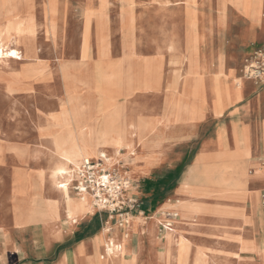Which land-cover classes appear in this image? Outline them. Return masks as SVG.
I'll return each mask as SVG.
<instances>
[{"label":"crops","instance_id":"obj_1","mask_svg":"<svg viewBox=\"0 0 264 264\" xmlns=\"http://www.w3.org/2000/svg\"><path fill=\"white\" fill-rule=\"evenodd\" d=\"M118 3L116 30L111 0L103 11L100 0L82 6L75 62L82 66L84 11L92 9V60L99 57L102 18L111 61L135 55L138 64L107 71L121 79L102 82L89 100L90 87L68 89L61 77L62 66L71 71L74 61L61 47L66 20L55 17L51 32L37 14L41 0H4L2 39L23 60L0 61V264H51L56 251L54 264L99 263L103 215L72 189L68 203L56 185L75 180V163L88 151L90 111L97 138L120 142L100 149L126 169L129 195L139 201L127 261L136 255L138 264L143 255L141 221L158 227L162 213L176 212L172 264L181 240L187 264H264V81L243 75L245 61L264 46V0L248 8L236 0H150L143 18L137 3ZM41 36L50 44L43 56ZM61 167L72 177L61 178ZM120 232L111 237L120 242ZM158 244L151 245V261L166 263Z\"/></svg>","mask_w":264,"mask_h":264},{"label":"rangeland","instance_id":"obj_2","mask_svg":"<svg viewBox=\"0 0 264 264\" xmlns=\"http://www.w3.org/2000/svg\"><path fill=\"white\" fill-rule=\"evenodd\" d=\"M92 1L96 2L97 0H92ZM111 1H112L113 6H114L113 21H114L115 30H116V24H117V19H118V4L119 3H118V0H111ZM149 1L150 0H133L132 1V3L135 2L140 7L139 15L142 18L144 17V10L143 9L148 4ZM65 2L67 3V9H65V7H66ZM86 2H87V0H57V3H59V6H57V7H59L57 15H56V18L58 19L57 21H59V18H61L62 21L66 20L65 26L64 25L61 26L62 32H65V34L62 33L61 47H62L63 51L65 50V48L67 49V51H68L67 57L71 58L74 61L80 60L81 31H82V20L80 17V9L82 8V6ZM41 3H42L41 10H39L37 14H40L39 18L41 20H44L45 19V14H44L45 0H41ZM0 5H4V4L2 2H0ZM101 10L103 11L102 5H101ZM92 13H95V11L92 9H87L84 11V17H85L86 23L88 22L87 16L89 14H92ZM86 25L89 27H86L85 36L89 37L90 24L87 23ZM98 25H99V28L97 30H98V35H99V46L101 49V45H104V39H103L102 34L104 31V27H105V24H104L102 18L99 20ZM64 27L66 28V30ZM48 44L49 43L45 41L44 37L41 36L40 48H41V55L42 56L44 55L45 49L46 50L50 49V44L49 45ZM127 44L128 43H126V45ZM261 47H263V46H261ZM105 59H107V57ZM0 61L3 62L1 58H0ZM136 64H138V62L136 60H134V58H132L128 55H125L121 59L120 63H118V65H117L119 68H117V66H116V68L122 69L123 66H133ZM107 70H108V68L106 67V65L102 64L100 67L101 72L98 74V76H99V78L97 79L98 81L96 80V84H95L96 87H100L102 82L106 86V84H107L106 77L108 76ZM59 81H60V79L57 78V82H59ZM105 154L107 155L108 158H110V155L107 152H105ZM96 158H99V160H97ZM90 160H91V162H94L96 164H97V162L101 163L102 169L106 172L105 174H107L108 172L110 174H112V177L115 179V181L125 180V182L127 181L129 183L128 190H126L123 193V197L125 198V199L123 198V201L125 202L126 199L135 200V201H137V207L134 209H130L129 205L125 202L126 203L125 206L127 207V208L125 207L126 212L129 214L127 217V219H128L127 224H124V219H122L120 217V214L110 212L109 208H105V209L101 210V208L98 206L99 205L98 200L96 199V196H95L96 192L88 191V193H86L85 195H89V198H91L90 194L94 195V198L90 199V203L92 205H94L96 210L99 211L103 215V218L105 221V230H104V234H106V237L104 238L105 241L112 238L111 237L112 233H114V235H115L116 230H119V231H121L119 234V238L121 239V241L123 238V239H125L127 245L128 244L131 245L135 239H136L135 241H137V238H132V234L129 231V229H130V226L132 227V225H133L132 220L135 216V212L139 208V201L136 198L129 195L130 190L132 188V183H131V180L129 178H127V176H126V169L122 166V164H119V163L114 164L113 162L111 164V163L105 161V157L103 159L102 157L96 156V157L91 158ZM100 160H103V161H100ZM82 163H83V161L80 162L79 169L81 168ZM78 173H79V171L77 170L76 175H75V180L73 182H75L76 180H79ZM73 182H71V184H69V188L72 189V191L79 197V200L81 201L84 198V196H83L84 194L79 195V193H77L73 189V186H75V184ZM123 212L126 213L125 211H123ZM165 221H166V219H163L162 224L161 223L158 224V227H157V223L154 221L153 222L152 221H146L144 219L141 221L142 225H143V231L141 234L142 235L141 241L144 244V248H143V255L141 256V259L138 262V264H168L167 261H166V263H162L159 261L157 262L155 260L151 261V258H150V257H152L151 245L154 244V241L156 243H159L158 247H157L159 252H164V251L168 250L167 234L169 232L166 234H162L160 232L161 225L165 224ZM145 223H147V225H145ZM122 224H123V226H122ZM152 224H153V229L151 227L149 229L150 232H148L146 227L148 225L150 226ZM154 230H155V232H154ZM132 239H133V241H132ZM116 242L119 243L118 240H116ZM172 252H173L172 256L175 258L176 257L175 253H174V251H172ZM42 254H44V251L42 252ZM104 255H105L104 251H103V253L98 255V258H97L98 262H99V259L101 258V256H104ZM60 256H61L60 251H56L55 256L52 255L51 257H49L51 264H54L56 261H58L60 259ZM134 256H135V260H136L137 256L136 255H134ZM134 256H133V258H134ZM128 257L129 256H127L126 258L130 259ZM174 261L175 260H172V262H174ZM172 262H170V264H172ZM134 263H135V261H134ZM125 264H127V263H125Z\"/></svg>","mask_w":264,"mask_h":264},{"label":"bare ground","instance_id":"obj_3","mask_svg":"<svg viewBox=\"0 0 264 264\" xmlns=\"http://www.w3.org/2000/svg\"><path fill=\"white\" fill-rule=\"evenodd\" d=\"M122 1H124V2H132V0H122ZM187 1L195 2V0H187ZM0 2H2L4 4V0H0ZM237 2L239 4H241V5H243L244 8H248L250 6V4H251V0H237ZM100 3L102 5V7L104 8L108 4V0H100ZM3 6L4 5H0V17L4 18V11H3L4 7ZM12 10L13 9H8V11H7V16L8 17H12L11 16L12 13H13ZM57 12H58L57 0H45V6H44L45 20H46V23H47V30H49L51 32H55V30H56L55 17L57 15ZM95 14H96V12L92 13V14H89L87 16V21H88L87 23L88 24H91V19H92V17ZM29 17L33 18V15H29ZM123 17H124V26L126 28V31L129 32V19H128L129 14H128V12H125ZM86 27H89V26L86 25ZM97 27L99 28V25ZM16 28H17L18 32L22 33V34L26 33V32H32L31 28H24L23 29L22 26H18ZM128 32H127V34H128ZM91 48H92V46H91ZM90 50H92V49H90V47H89V37L85 36V43H84V48H83V53H82V62L84 64L82 63V66H79L80 64H78L77 62L73 61L72 62L73 68H72L71 71H69L68 69L64 68L63 66H62V71H61L62 80H63V82L65 83V86L68 89H69V87H76L77 85H85L87 87H90L93 90L94 93L89 95V97H90L89 100H91L92 97H95V92L97 91V87L95 86V84H96V80L99 78L98 74L101 72L100 71L101 65L102 64L106 65V67L108 68L107 71H113V69H115L116 66L118 65L115 62L113 63L111 61V59L108 57V55H107V53L105 51V46L104 45H101V49H100V46H99V57H98L97 61H95V62L92 60V58L89 55V54H91ZM4 57L5 58H12V59L20 60V61L23 60L22 53L20 51L16 50V49H11L9 47V44H6L5 41L2 39V32L0 31V58L2 59V61H4ZM106 57H107V59H105ZM130 57L134 58V60L139 58V57H136L135 55L130 56ZM170 59H172V58H170ZM223 60H224V58H223ZM61 64H64V61H62ZM118 79H121L120 75L108 74V76L106 77V82H107L106 86H111L113 81H117ZM67 95L70 96V97H77L75 90H72V91L68 90ZM225 109H227V108H225ZM93 113H94L93 111H90V114L88 116V118H89V145H88V151L86 153H84L83 157H81V160L82 161L90 160L91 158L96 157V156L97 157L103 156V157H105V161H107V162L112 164L111 158L107 157V155L105 154V151H102L100 149V146L116 145L117 147H119L120 146V142L117 141V140L114 141L113 139H110V138H107V137L97 138L96 135H98V133L96 132V121H95V115H93ZM54 116H55V114H54ZM56 119L54 121H56ZM60 119H61V117H60ZM98 126H100V125H98ZM57 137H58V134H57ZM58 141H59V139H58ZM239 141H240V139H239ZM58 144H59V142H58ZM62 144H63V142H62ZM243 144H244V142H243ZM243 144H241V145H243ZM60 145L61 144H59V146ZM75 166H76L75 170L79 171L80 160L75 163ZM71 173L72 172H70L65 167H61L58 170V174H60L61 178H63V179L68 174L70 175V177H72ZM68 182H69V180H63V181H60V182H56V185H57V187L59 189H61L65 193V195L67 197V201H68V203H70V202H73V201H72V199L69 196L70 188H69ZM83 196H84V198L80 202L82 203L83 206H86L89 210H91L94 205H92L90 203V199H93L94 195L90 194L91 198H89V195H85L84 194ZM105 237H106V234H104V238ZM167 237H168V240H167L168 250L165 252V257H166L167 263L170 264V262H172V260L176 261V257L174 258L172 256V253H173L172 252L173 251L172 245L175 242V240H174L173 235L171 233H168ZM104 238H102V240H103V243H104L105 255L101 256V258L99 259V263L98 264H107V263H110V262L112 264H117V263H119V264H125V263L131 264V263H133L135 261V256L130 261L126 260V255H127L128 251H127V244H126L125 239H123L121 242L117 243L115 237H112V238H110L109 240H106V241H105ZM178 247L180 248L178 264H187V261L183 260V256H184L183 240L179 241ZM197 264H199V261H197Z\"/></svg>","mask_w":264,"mask_h":264},{"label":"built area","instance_id":"obj_4","mask_svg":"<svg viewBox=\"0 0 264 264\" xmlns=\"http://www.w3.org/2000/svg\"><path fill=\"white\" fill-rule=\"evenodd\" d=\"M243 75L244 78L256 84L264 81V46L245 61ZM105 173L101 163L97 162L96 164L91 160H84L79 169V180L73 182L75 184L73 189L79 195L86 194L88 191L96 192L95 196L101 210L109 208L110 212L120 214V217L124 219V224H127L129 214L126 212L127 207L125 205L127 203L130 209H134L137 207V201L126 199L125 203L123 193L128 190L129 183L125 180L115 181L112 174ZM162 217L166 221L165 224L161 225L160 232L162 234L172 232L175 220L179 219L178 213L164 212Z\"/></svg>","mask_w":264,"mask_h":264}]
</instances>
